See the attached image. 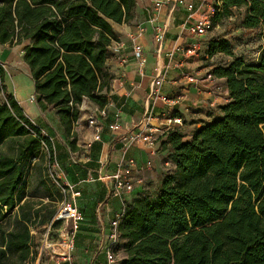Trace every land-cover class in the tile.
Segmentation results:
<instances>
[{"label":"trees","instance_id":"trees-1","mask_svg":"<svg viewBox=\"0 0 264 264\" xmlns=\"http://www.w3.org/2000/svg\"><path fill=\"white\" fill-rule=\"evenodd\" d=\"M220 2L214 25L244 9L242 28L259 29L264 41V0ZM136 7V0H0V44L25 43L35 91L57 109L73 150L83 100L110 102L107 61L120 40L114 24L131 22ZM206 51L232 58L212 69L225 79L229 101L190 139L168 131L174 167L154 195L126 205L120 264H264V47L255 63L236 56L225 37L210 39ZM6 77L0 64V147L9 146L0 151V264H32L38 226L62 225L54 218L63 195L49 174L53 145ZM33 171L41 197L54 203L26 198Z\"/></svg>","mask_w":264,"mask_h":264},{"label":"crops","instance_id":"crops-1","mask_svg":"<svg viewBox=\"0 0 264 264\" xmlns=\"http://www.w3.org/2000/svg\"><path fill=\"white\" fill-rule=\"evenodd\" d=\"M136 1L134 19L129 23L114 24L120 40L113 44V56L107 61L112 78L106 115L97 114L100 121L98 130L89 126L87 116L97 105L85 99L79 118L73 125L75 150L71 149L72 138L67 136L57 109L40 100L35 91L30 68L23 59L25 43L0 44V64L6 71L9 90L26 116L53 145L56 166L52 171L61 183L79 192L74 200L82 214L81 223L69 249L71 258L63 264H109L105 249L115 215L134 199L154 195L163 176L174 167L169 160L168 118L172 114L181 116L184 123L177 129L185 139H190L203 123L219 116L220 106L229 101L213 106L211 102L216 97L211 91V83L197 84L187 80L188 75L212 71L215 55L209 57L207 51L202 50L189 57L178 52L173 58L167 56L169 51L195 40L188 31L194 18L188 19L187 4L190 1L194 3V17H197L217 0ZM208 34L201 38L205 47ZM159 36L161 41H158ZM135 43L143 47L146 58L143 66L133 54ZM161 69H164L161 93L170 96L182 93L184 96L174 110L161 100L150 99ZM8 78H11L13 90ZM149 113L152 115L150 122L161 128L155 134V154L143 144L126 145L124 140L126 135L144 127ZM116 122L121 124V128L111 129L110 125ZM127 167L131 169L133 189L122 196L111 194L112 183L108 182V177ZM125 255L120 252L115 264H120Z\"/></svg>","mask_w":264,"mask_h":264},{"label":"built area","instance_id":"built-area-1","mask_svg":"<svg viewBox=\"0 0 264 264\" xmlns=\"http://www.w3.org/2000/svg\"><path fill=\"white\" fill-rule=\"evenodd\" d=\"M170 0H168L169 2ZM220 0H217V3L211 5L206 11L200 13L199 16L194 17L195 5L192 1L187 4V9L190 12L188 19L194 18L193 22L188 26L189 33L195 38V40L186 45L180 46L174 51H169L167 56L169 58H173L175 52H178L183 57H189L191 55L199 54L202 50H206L207 46L203 44L201 40L202 37L212 32L215 29V25L213 22V18L217 12L222 10ZM244 30L250 32H260L259 29H248L244 28ZM161 36L158 37V41H161ZM133 54L135 58L138 59L141 66L145 65L146 58L144 56L143 47L140 44H134L133 46ZM164 69H161L158 72V75L154 81V88L150 94V99L153 101L161 100L164 102L171 110H174L176 106H178L183 100L184 96L182 93H176L172 96L164 95L160 91V86L163 82ZM188 82L190 83H203L209 82L212 85V92L215 94L216 99L212 100L211 104L213 106H217L219 104H224L229 100V91L225 84V79L215 76L212 71H207L203 75L194 74L188 75ZM85 99L82 102L84 103ZM81 105V106H82ZM106 115L105 107H95L94 110L87 116V123L89 126L94 127L95 129L100 128V121L97 117V114ZM152 115L149 113L147 121L144 123V127L133 134H128L124 137L125 143L127 144H143L147 146L151 153L155 154L157 152L156 149V133L161 130L159 126H155L150 122V118ZM168 128L166 130H176L179 126L183 125V118L179 115L172 114L168 118ZM110 128L113 130H119L121 128L120 123H114L110 125ZM43 147L46 148V145L43 143ZM56 166L55 159L51 164V168ZM52 176L55 180V183L59 186L60 192L63 195L62 201L59 203L57 214L55 216V220H61L62 223H65L69 226V229L65 228L61 229V246H66V249L57 253L59 256L63 257L64 260H69L70 254L69 249L72 247L73 238L78 231L81 223L82 214L77 206L74 198L79 194V192L72 191V186L65 185L60 182L59 178L56 176V173L52 172ZM111 182L110 188L111 194L116 196H122L124 193L131 191L134 187L133 180L131 178V169L130 167L124 169H118L111 177H108V182ZM69 193L71 196L69 197ZM125 209L118 212L111 223V229L109 234V241L106 246V255L109 264H115L119 259V253L122 252V244L124 239L121 237L118 226L120 220L124 215ZM51 228V227H50ZM53 244H48L47 247L53 248ZM54 251V250H53ZM55 252V251H54Z\"/></svg>","mask_w":264,"mask_h":264},{"label":"rangeland","instance_id":"rangeland-1","mask_svg":"<svg viewBox=\"0 0 264 264\" xmlns=\"http://www.w3.org/2000/svg\"><path fill=\"white\" fill-rule=\"evenodd\" d=\"M243 13L244 9H234L231 16L222 17L216 23L215 29L208 34L207 42L216 37L228 38L232 41V47L236 56L242 57L248 63H255L264 47V41L259 32H250L242 28ZM231 60L232 58L230 56L218 53L214 56L212 64L214 66L227 65ZM8 84L13 90L14 86L11 78H8ZM0 151L5 153L9 152L8 144L0 147ZM52 172V168H50L49 174L50 177L53 178ZM32 173L34 175V171ZM33 175L28 177L26 198H30L35 203H39L40 201H43V203H54L47 197H41L44 192L43 187L37 184L36 176ZM60 202L56 203V206H59ZM63 228L68 230L69 226L62 223V225L55 230H51L50 226H38L35 238L36 258L32 264H63L65 262L63 257L57 254L61 253L58 252L61 251V248H63V251L66 249V246L64 247L60 244L62 241L61 229ZM48 244H53V248L47 247Z\"/></svg>","mask_w":264,"mask_h":264},{"label":"bare ground","instance_id":"bare-ground-1","mask_svg":"<svg viewBox=\"0 0 264 264\" xmlns=\"http://www.w3.org/2000/svg\"><path fill=\"white\" fill-rule=\"evenodd\" d=\"M58 252H63V248H61V251H58Z\"/></svg>","mask_w":264,"mask_h":264}]
</instances>
